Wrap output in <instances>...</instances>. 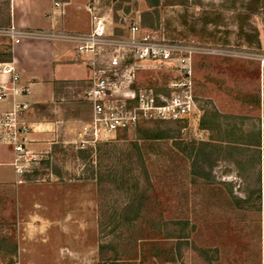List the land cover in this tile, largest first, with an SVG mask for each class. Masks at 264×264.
<instances>
[{
	"label": "rangeland",
	"instance_id": "obj_1",
	"mask_svg": "<svg viewBox=\"0 0 264 264\" xmlns=\"http://www.w3.org/2000/svg\"><path fill=\"white\" fill-rule=\"evenodd\" d=\"M84 1L67 8V24L88 19ZM85 2L116 34L137 22L166 39L264 55V0ZM5 45L12 46L0 38ZM176 76L144 65L136 80L164 91ZM193 82L197 112L187 120L147 122L81 144L87 115L70 129L75 136L34 151L39 158L31 172L18 177L24 184L0 191V264H264V66L197 57ZM64 83L65 101L90 113L84 105L91 80L75 96L74 82ZM200 143L212 181L192 174ZM0 173L14 179L8 165ZM256 191L258 211L233 205V198Z\"/></svg>",
	"mask_w": 264,
	"mask_h": 264
},
{
	"label": "built area",
	"instance_id": "obj_2",
	"mask_svg": "<svg viewBox=\"0 0 264 264\" xmlns=\"http://www.w3.org/2000/svg\"><path fill=\"white\" fill-rule=\"evenodd\" d=\"M87 11L90 30L86 33L24 29L12 24L0 27V38L12 45L29 39L71 44L86 60L91 85L85 91V102L90 114L78 135L81 144L95 142L102 134L128 132L147 122H178L194 116L197 102L193 72L197 57H235L256 60L264 66L263 54L166 39L137 22L116 34L104 17L90 7ZM144 65L166 67L175 71L177 78L164 91L144 88L136 80ZM0 75L11 77L10 86L0 85V102L28 93L27 87H18L19 77L12 63H0ZM29 109L28 103L14 100L9 111L0 113V143L12 150L11 165L18 177L31 172L39 158L29 147L30 127L22 120Z\"/></svg>",
	"mask_w": 264,
	"mask_h": 264
},
{
	"label": "crops",
	"instance_id": "obj_3",
	"mask_svg": "<svg viewBox=\"0 0 264 264\" xmlns=\"http://www.w3.org/2000/svg\"><path fill=\"white\" fill-rule=\"evenodd\" d=\"M2 1L4 14L2 15L0 9V27L12 24L24 29H53L71 33H86L90 30V16L83 23L78 21L74 25H69L67 20L65 21L66 16L68 17L67 8L71 6L73 0H0L1 3ZM85 1L84 10L87 11ZM55 3L60 6L55 7ZM80 8V4L77 3L76 9ZM67 45L58 42L24 40L10 47L9 61L0 62L12 63L19 77L18 87H27L29 90L24 96L10 97L0 102V113L9 111L14 100L29 104L30 109L23 115L22 120L31 128L27 140L30 149L35 152L49 149L48 146L54 144L52 140L59 136L65 139L72 134L75 136V131L70 129L74 127L76 129L85 116L89 117L90 114L83 110L78 102L65 101L63 97L65 87H61V84L64 85L67 81L74 82L70 89L74 88L72 93L75 96L76 93L79 95V91H76L77 87L90 79L86 60L77 53L71 56ZM6 49V46H0V54L5 53ZM1 50L5 51L1 52ZM62 68H67V71H62L60 74ZM10 82L9 75H0V85L10 86ZM81 88L85 89L83 86ZM84 106L89 107L87 103ZM12 161V150L0 143V167L8 165L14 172L13 180L6 178L5 173H0V191L16 192L17 185L24 184L16 175L11 165ZM43 221L44 224H54L47 219ZM27 224L29 225V222H25L26 226Z\"/></svg>",
	"mask_w": 264,
	"mask_h": 264
},
{
	"label": "trees",
	"instance_id": "obj_4",
	"mask_svg": "<svg viewBox=\"0 0 264 264\" xmlns=\"http://www.w3.org/2000/svg\"><path fill=\"white\" fill-rule=\"evenodd\" d=\"M117 33L122 34L121 32H118V31H117ZM5 46L7 48V51L5 53L0 54V62L9 61V59L11 57L9 45H5ZM255 104L257 105V107H260L261 101H260L259 95H257L255 97ZM263 105H264V96H263ZM255 138H256V142L253 144V146L256 147L255 150H257V154H259V147H260L259 133L256 134ZM202 146H204V143H200V146L197 149L195 157L191 163L192 174L194 176L201 178V179H204L206 181L207 180L212 181L210 174L208 172L206 173V170H205L206 167L201 165V163L205 164V161H206L205 160V152H203L204 149L202 150V148H201ZM193 150H194V148H192V151ZM207 165L211 166L209 163ZM26 177H27V175H26ZM256 194L258 196L257 200H256ZM258 194H259V191H256V192H252L245 199L233 198V205L237 209H240V210L258 211L260 209V207H259L260 196Z\"/></svg>",
	"mask_w": 264,
	"mask_h": 264
}]
</instances>
